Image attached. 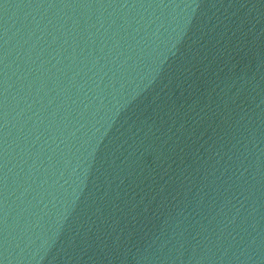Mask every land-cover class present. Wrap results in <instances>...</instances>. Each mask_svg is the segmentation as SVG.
<instances>
[{
  "label": "water",
  "instance_id": "water-1",
  "mask_svg": "<svg viewBox=\"0 0 264 264\" xmlns=\"http://www.w3.org/2000/svg\"><path fill=\"white\" fill-rule=\"evenodd\" d=\"M0 264H264V0H0Z\"/></svg>",
  "mask_w": 264,
  "mask_h": 264
}]
</instances>
